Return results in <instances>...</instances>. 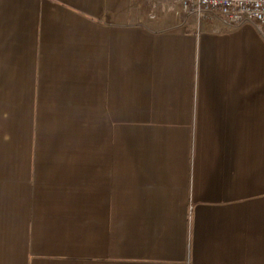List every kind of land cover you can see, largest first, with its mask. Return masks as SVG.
Wrapping results in <instances>:
<instances>
[{
    "label": "crops",
    "instance_id": "1",
    "mask_svg": "<svg viewBox=\"0 0 264 264\" xmlns=\"http://www.w3.org/2000/svg\"><path fill=\"white\" fill-rule=\"evenodd\" d=\"M171 0H0V264H264V29Z\"/></svg>",
    "mask_w": 264,
    "mask_h": 264
},
{
    "label": "built area",
    "instance_id": "2",
    "mask_svg": "<svg viewBox=\"0 0 264 264\" xmlns=\"http://www.w3.org/2000/svg\"><path fill=\"white\" fill-rule=\"evenodd\" d=\"M186 15L201 18H224L232 26L253 23L264 29V0H171Z\"/></svg>",
    "mask_w": 264,
    "mask_h": 264
}]
</instances>
